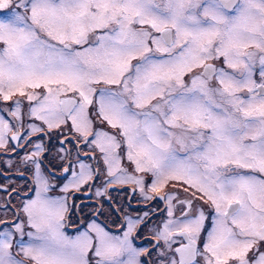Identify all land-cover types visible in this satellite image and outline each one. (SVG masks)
I'll return each instance as SVG.
<instances>
[{"label": "snow or ice", "instance_id": "snow-or-ice-1", "mask_svg": "<svg viewBox=\"0 0 264 264\" xmlns=\"http://www.w3.org/2000/svg\"><path fill=\"white\" fill-rule=\"evenodd\" d=\"M16 95L49 128L71 120L84 141L93 137L116 183L145 191L121 154L151 174L169 217L174 199L193 207L161 194L173 182L214 209L211 230L202 209L163 224L165 264H264V252L247 255L264 246V0H0V100L13 101L10 115L20 120ZM93 117L115 132L94 129ZM12 127L0 116V147L9 132L22 138ZM36 148L26 159L38 188L22 209L34 232L25 241L24 225H15L23 260L12 232H0V264H141L147 249L133 246L141 218L128 219L123 235L96 223L66 233L69 205L47 195ZM91 178L81 164L63 191ZM178 237L187 242L173 248Z\"/></svg>", "mask_w": 264, "mask_h": 264}, {"label": "flooded vegetation", "instance_id": "flooded-vegetation-1", "mask_svg": "<svg viewBox=\"0 0 264 264\" xmlns=\"http://www.w3.org/2000/svg\"><path fill=\"white\" fill-rule=\"evenodd\" d=\"M259 65L257 64L256 78L258 77ZM21 100L22 118L17 120L10 115L14 108L13 101L0 100V116H3L12 125V131L19 132L20 139H11L12 132L6 134L5 144L0 147V232L5 230L12 232L14 246L12 252L17 259H25L15 246V241L21 239L15 225H24L27 241L28 232H34L27 224V217L23 213V205L30 199H34L38 185L35 178V164L26 159L37 152V145H41L40 155L36 157L41 162V172L47 177L50 185L47 195L52 198L65 197L69 205L66 214L65 231L69 235H76L79 231L88 230L91 223L99 224L106 231L114 235H123L127 229L128 219L137 220V229L133 236V246L137 249H147V253L139 257L141 264H165L166 257L162 255L166 251L164 241L157 238L158 231L163 229V224L175 217H180L183 212H195L202 209L205 213V229L211 230L214 209L204 201L194 199L192 189L185 192L186 185L180 186L169 183L161 194L172 192L179 200L193 199V207L180 205L174 199L173 217L168 216L169 201L160 198L150 191L152 176L149 173H138L135 166L122 155L121 167L127 170L128 175L143 177L145 191L142 193L140 186L133 182L116 183L108 176V166L104 162L103 154L94 145L90 144L93 137L84 141L82 136L72 127L71 120L61 124L60 127L49 128L47 124L29 114V102L19 95L13 100ZM94 111V110H93ZM93 127L97 130L115 132L107 123H101L93 117ZM35 125L41 130L33 132L30 126ZM30 141V142H29ZM84 164L92 173V178L82 184L79 190L69 188L63 191L64 185L73 179V173H79L80 165ZM68 171L65 172L64 169ZM97 192L101 193L100 195ZM197 195H199L197 193ZM147 197H153L148 199ZM93 208V209H92ZM147 214V215H145ZM201 236L206 238L207 232L202 231ZM182 238H176L173 248L180 243H186ZM197 247L203 251V241H197ZM264 252V246H258L249 251L248 258H252ZM91 257V256H90ZM92 258V264L95 259ZM198 264H204L201 257H197ZM229 264H237L230 260Z\"/></svg>", "mask_w": 264, "mask_h": 264}, {"label": "rangeland", "instance_id": "rangeland-1", "mask_svg": "<svg viewBox=\"0 0 264 264\" xmlns=\"http://www.w3.org/2000/svg\"><path fill=\"white\" fill-rule=\"evenodd\" d=\"M93 209V208H92ZM90 256H91V254H90ZM94 260V259H93Z\"/></svg>", "mask_w": 264, "mask_h": 264}]
</instances>
